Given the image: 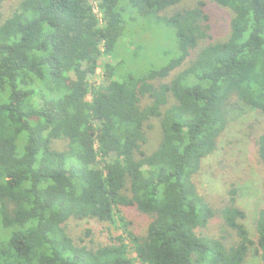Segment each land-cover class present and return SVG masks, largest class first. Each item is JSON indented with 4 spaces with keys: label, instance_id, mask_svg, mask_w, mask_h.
<instances>
[{
    "label": "trees",
    "instance_id": "trees-1",
    "mask_svg": "<svg viewBox=\"0 0 264 264\" xmlns=\"http://www.w3.org/2000/svg\"><path fill=\"white\" fill-rule=\"evenodd\" d=\"M10 1L0 0V260L247 264L254 255L264 264V209L255 238L231 199L221 216L236 241L207 237L216 211L194 182L227 130L233 96L264 113V0H214L234 13L231 35L203 48L204 2L167 17L184 0H22L5 18ZM125 6L173 30L170 60L123 79L112 71L94 90L100 46L111 52L125 36ZM152 120L162 138L148 153ZM259 155L264 162V135ZM121 207L153 216L143 237L121 217L136 260L125 236L90 249L68 232L72 219L115 223Z\"/></svg>",
    "mask_w": 264,
    "mask_h": 264
},
{
    "label": "rangeland",
    "instance_id": "rangeland-1",
    "mask_svg": "<svg viewBox=\"0 0 264 264\" xmlns=\"http://www.w3.org/2000/svg\"><path fill=\"white\" fill-rule=\"evenodd\" d=\"M21 1L13 0L5 4V18L18 8ZM199 2L206 4L210 27V38L202 44L201 48L227 41L231 35L234 13L218 5L214 0H184L180 5L161 13V16L169 17L192 9ZM94 8L99 15L98 18H101L97 3L94 4ZM124 8H126L125 36L111 52H108L109 44L103 43L100 46L95 58L96 73L89 75L88 78L94 90H101L109 85L112 71L116 75L115 78L123 79L129 73L144 74L152 65L161 67L170 60V55L167 56L166 52L175 42L173 30L157 19L139 18L130 6ZM137 52L138 56H136ZM188 65L189 63L183 69ZM173 77L167 82H170ZM88 100L92 101L93 97L90 95ZM148 104L150 101L144 100L142 105ZM227 119L226 132L218 139L215 153L204 161L200 172L194 177V182L198 192L216 211L215 218L203 234L207 237L225 239L232 244L236 241L235 234L226 227L221 216L222 210L231 205V199H236L237 206L247 213V225L255 238L256 223L260 212L264 209V162L259 155V140L264 135V113L247 106L233 96L227 107ZM147 131L149 144L145 150L151 153L161 143L162 130L159 121L152 120ZM67 145L66 141H57L54 143V148L64 151L68 149ZM121 217L129 223L128 229L141 237L147 234L149 225L153 221V216L133 207H121L116 212L115 223L72 219L68 222L67 229L77 244L85 245L90 249L106 245L112 237L125 236L130 247L129 256L132 260H136ZM1 233L3 235L0 229V235ZM1 246L0 244V249ZM0 264H15V262L0 260ZM247 264H262V262L252 255Z\"/></svg>",
    "mask_w": 264,
    "mask_h": 264
},
{
    "label": "built area",
    "instance_id": "built-area-1",
    "mask_svg": "<svg viewBox=\"0 0 264 264\" xmlns=\"http://www.w3.org/2000/svg\"><path fill=\"white\" fill-rule=\"evenodd\" d=\"M97 12V11H96Z\"/></svg>",
    "mask_w": 264,
    "mask_h": 264
}]
</instances>
